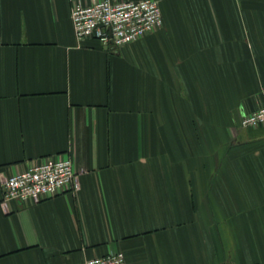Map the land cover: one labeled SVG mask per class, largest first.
<instances>
[{
    "label": "crops",
    "instance_id": "crops-1",
    "mask_svg": "<svg viewBox=\"0 0 264 264\" xmlns=\"http://www.w3.org/2000/svg\"><path fill=\"white\" fill-rule=\"evenodd\" d=\"M137 1V0H134ZM111 51L69 0H0V185L70 154L76 187L2 201L0 264H264V0H157Z\"/></svg>",
    "mask_w": 264,
    "mask_h": 264
},
{
    "label": "built area",
    "instance_id": "built-area-1",
    "mask_svg": "<svg viewBox=\"0 0 264 264\" xmlns=\"http://www.w3.org/2000/svg\"><path fill=\"white\" fill-rule=\"evenodd\" d=\"M77 40L93 38L114 51L162 27L157 0H69ZM264 125V105L243 116L240 126ZM70 154L46 157L0 185L2 201H40L76 187ZM75 264H127L122 252H110Z\"/></svg>",
    "mask_w": 264,
    "mask_h": 264
}]
</instances>
